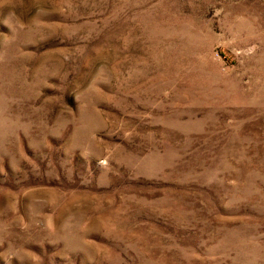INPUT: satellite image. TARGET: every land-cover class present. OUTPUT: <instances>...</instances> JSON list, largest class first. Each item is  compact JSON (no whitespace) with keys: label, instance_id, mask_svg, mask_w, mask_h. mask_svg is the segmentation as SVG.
Segmentation results:
<instances>
[{"label":"rangeland","instance_id":"1","mask_svg":"<svg viewBox=\"0 0 264 264\" xmlns=\"http://www.w3.org/2000/svg\"><path fill=\"white\" fill-rule=\"evenodd\" d=\"M0 264H264V0H0Z\"/></svg>","mask_w":264,"mask_h":264}]
</instances>
